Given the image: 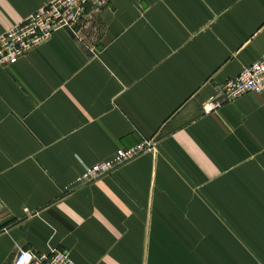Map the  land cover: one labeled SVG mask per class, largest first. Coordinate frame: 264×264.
<instances>
[{"label": "crops", "instance_id": "0c3cea01", "mask_svg": "<svg viewBox=\"0 0 264 264\" xmlns=\"http://www.w3.org/2000/svg\"><path fill=\"white\" fill-rule=\"evenodd\" d=\"M51 1L0 0V36ZM263 55L264 0H110L0 64V264H264V97L220 96Z\"/></svg>", "mask_w": 264, "mask_h": 264}, {"label": "built area", "instance_id": "2783aa9c", "mask_svg": "<svg viewBox=\"0 0 264 264\" xmlns=\"http://www.w3.org/2000/svg\"><path fill=\"white\" fill-rule=\"evenodd\" d=\"M110 0H53L32 13L26 21L0 36V64H14L32 47L45 40L58 29H67L77 37L89 11H99ZM259 94L264 97V55L250 63L221 86L222 101L229 102L244 94ZM218 107L210 99L203 111L208 113ZM135 150H118L108 160L86 167L77 179V184L92 182L132 157ZM12 264H75L66 249H50L36 252L19 248Z\"/></svg>", "mask_w": 264, "mask_h": 264}]
</instances>
